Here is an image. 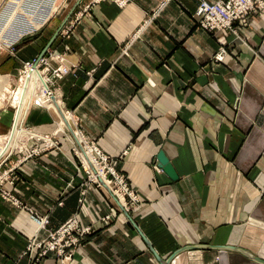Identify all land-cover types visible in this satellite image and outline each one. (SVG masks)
Segmentation results:
<instances>
[{
  "label": "crops",
  "instance_id": "obj_1",
  "mask_svg": "<svg viewBox=\"0 0 264 264\" xmlns=\"http://www.w3.org/2000/svg\"><path fill=\"white\" fill-rule=\"evenodd\" d=\"M89 2L61 0L0 56V72L8 75L45 50L66 58L71 72L58 80L54 96L80 138L78 145L67 133L58 148L26 157L23 147L43 146L59 120L49 106L27 110L29 136L0 166L15 167V181L2 189L20 203L0 195V264H32L37 249H23L45 230H36L31 214L46 216L52 230L73 213L93 229L70 264H161L157 255L172 256L170 264H262L264 16L253 12L235 39L196 26L199 0H131L122 7L101 1L87 8ZM221 45L227 54L217 62ZM11 114H0V134L14 124ZM57 125L54 133L61 134ZM83 139L115 159L137 207L125 211L106 189L85 182L70 149L81 151ZM160 150L176 179L158 166ZM106 214L110 219L102 221ZM186 246L201 247L180 250ZM54 263L46 252L37 264Z\"/></svg>",
  "mask_w": 264,
  "mask_h": 264
},
{
  "label": "built area",
  "instance_id": "obj_2",
  "mask_svg": "<svg viewBox=\"0 0 264 264\" xmlns=\"http://www.w3.org/2000/svg\"><path fill=\"white\" fill-rule=\"evenodd\" d=\"M101 0H90L89 4L98 2ZM114 2L123 5L127 0H113ZM253 12H258L260 15L264 16V0H200L197 9L194 13L197 23L201 28L207 32L214 33L217 30L226 31L228 35L238 37L240 27L246 26L250 20V16ZM235 38V39H236ZM227 54L224 45H221L217 52L213 55V59L217 62L224 60ZM62 54H50V57H45L44 54H40L35 58H31L29 62H22L39 71L41 74L47 75V77L52 80L53 84L56 80H59L63 75H65L70 67H62ZM50 59H55L57 64H50ZM80 131V130H79ZM85 149L87 146L92 148L90 150L91 156H89V165L85 166L83 157L79 155L81 162V170L86 175L87 180L97 187L103 186L108 190L110 195L118 202L119 198L122 199V206L125 210L130 209L129 204L125 201L126 197L130 198V202L134 201V192L129 188L126 182L125 176L116 172V169L112 165L109 157L102 152L92 141L85 140ZM51 145L50 141L48 146ZM94 145V146H93ZM84 146L82 151L84 150ZM33 152H37L38 148L32 149ZM76 152V151H75ZM78 153V152H76ZM8 174L7 170H3L0 173V183L3 178ZM106 180V184L103 182ZM3 195L8 196V194L2 191ZM37 229H43L45 218H37ZM89 229V227L79 228L77 226V219L75 217L68 219L65 223L61 224L60 227L55 232L45 231L42 238L37 239L32 238L26 245L25 251H31L32 247L35 246L39 248V255H44L47 251L55 252L58 254L60 259L56 261V264H69L68 260L71 256V251H66L67 248L76 245L78 242V237L84 235V233ZM44 230V229H43ZM55 254V255H56ZM57 256V255H56Z\"/></svg>",
  "mask_w": 264,
  "mask_h": 264
},
{
  "label": "rangeland",
  "instance_id": "obj_3",
  "mask_svg": "<svg viewBox=\"0 0 264 264\" xmlns=\"http://www.w3.org/2000/svg\"><path fill=\"white\" fill-rule=\"evenodd\" d=\"M20 0H0V17H1V20H0V24L2 25H0V56L2 55V52H4V51H6V52H11L12 50V48H13V46L14 45H16L18 42H20L21 40H23V39H25V38H27V34H29V33H25V34H23L20 38H18V40H16L15 42H13V43H6L5 41H4V39L5 38H3V37H6V36H4V35H8V33H10L9 31H11V29H12V27L10 26L11 25V23H10V21L9 20H11L12 18H10L11 17V14L10 13H7V10H6V8L8 7V5H10V3H12L10 6H12L13 4H15V5H17V3L19 2ZM60 1L61 0H57L56 1V5H60V4H58V3H60ZM101 1H110V2H112V3H114V4H116L117 6H119V7H122V6H125L127 3H129L131 0H127V2L125 3V4H123V5H120L119 3H117V2H114L113 0H101ZM101 1H98V2H101ZM200 1V0H199ZM98 2H94V3H98ZM94 3H91V4H87L86 5V7L87 8H89L92 4H94ZM199 3V2H198ZM37 5L39 6V7H41V6H43V5H50V0H43V2H41V3H38L37 2ZM62 5V4H61ZM58 6H56V9L55 10H57L58 9ZM63 6H66V8L65 9H63V11H65V10H67V9H69L70 8V2H68V3H65V4H63ZM197 6H198V4H197ZM197 6H196V8H195V10H194V13H195V11H196V9H197ZM194 13H193V19H194V22L196 23V26H198L200 29H202V30H204L203 28H201L200 26H199V24L197 23V20H196V17L194 16ZM49 15H47L46 16V18L48 17ZM7 24H8V26H7ZM10 24V25H9ZM9 29V30H8ZM68 31H69V29L67 28H65V29H62L61 27L59 28V30H58V32L59 33H63V35H66L67 33H68ZM206 31V30H205ZM6 32V33H5ZM32 32V31H31ZM139 30H137L136 31V33L135 34H139ZM210 33V32H209ZM13 52V51H12ZM43 54H44V56L45 57H50V54L51 55H53V54H56V53H52L51 51H47V50H45L44 52H42ZM41 53V54H42ZM39 55V54H38ZM37 55V56H38ZM36 56V57H37ZM35 58V57H34ZM30 60V59H29ZM29 60H26V62L27 61H29ZM214 60V59H213ZM50 61L51 62H53V64H57L58 62L55 60V59H50ZM24 64V68H23V66L22 65H20L19 66V68H17V70L15 71V73L14 74H5L4 72H0V114L2 113V112H8V114L9 113H12V114H15V111H16V107H17V102H16V94H17V92L19 91V89L20 88H22V80H20V78L23 76V74H25L24 73V71L26 72V70H27V67H26V65H25V63H23ZM51 64V63H50ZM53 64H51V65H53ZM68 67H69V65H68ZM71 72V67H70V69H69V71L66 73V74H68V73H70ZM91 72V71H90ZM65 74V75H66ZM65 75H63V76H65ZM62 76V77H63ZM61 77V78H62ZM60 78V79H61ZM20 80V81H19ZM57 82H58V80H56L55 81V83L53 84V87H56V88H58V86H57ZM31 91H33V90H27V93H26V96L24 97V101H25V109L22 111V120H21V122H20V126L18 127L20 130H22V131H24V132H22V133H24V135H21L22 136V139L21 140H23L24 139V137H26L27 135H28V133L30 132H28V129H25V128H23V127H25L24 126V124H23V120H24V117H25V115H26V112H27V110L29 109V107L31 106V105H34L33 103H34V98L35 97H37V94H34L33 96L31 95V94H33ZM55 91V90H54ZM35 92H37V93H39L40 91L38 90V91H35ZM55 94V93H54ZM14 95V96H13ZM8 109V110H7ZM50 111V110H49ZM11 114V115H12ZM55 115V114H54ZM14 116V115H13ZM54 117V116H53ZM13 118V117H12ZM22 124H23V126H22ZM55 125H57V121L55 120V118L53 119V124H52V126H53V130L51 131V134L50 135H46V139L47 138H49V140H50V143H51V145H49L48 146V143H47V141H44L43 142V146H38V147H32V148H30L29 149V151H27L28 150V148H25V147H23L22 149L23 150H25V152H26V157L27 156H32V155H35V154H37V153H39V152H41L42 150H44V149H49V148H58L59 147V141L60 140H66L67 138V133H68V135L70 136V138L74 141V139L72 138V133H70L67 129H64V130H60V129H58V125H57V129L58 130H60V132H62L61 134H57V133H54V128H55ZM13 126V125H12ZM21 127V128H20ZM76 127H77V125H76ZM78 128V127H77ZM9 129V128H8ZM11 130V128L9 129V130H7L5 133H3V134H0V139H1V137H5L8 133H9V131ZM78 130H80V129H78ZM64 131V132H63ZM27 132V133H26ZM80 132H81V130H80ZM25 134H26V136H25ZM29 136V135H28ZM50 136V137H49ZM74 137V136H73ZM30 138V137H29ZM31 138H34V137H31ZM93 142V141H92ZM94 143V142H93ZM35 148H38L39 150H37V152H33V150L32 149H35ZM75 148H77L76 146H74V145H72L71 146V151H72V153L75 155V156H77V162H76V170L77 171H80V172H82V170H81V162H80V157H79V155H78V153H76L77 151L75 150ZM22 149H20V150H22ZM11 150V149H10ZM14 150V149H13ZM76 151V152H75ZM9 152V151H8ZM79 153L81 154L82 153V155H84L85 154V151L83 150H81V152H80V150H79ZM108 157H109V159H110V161H111V163H112V165L114 166V168L116 169V172L117 173H119V174H121V175H124L120 170H118L117 168H116V166H115V159L112 157V156H110V155H108V154H106ZM9 155H4V157H2L1 158V160H0V166H1V164L3 163V161L8 157ZM14 168L15 167H13L12 168V166L10 167L9 165H8V167L7 168H5V169H3V170H7L8 171V174L6 175V177L5 178H3L2 180H1V183H0V195L3 197V198H8V199H10L11 200V202H12V204H14V205H16V206H19L20 205V203H19V201L14 197V196H12L8 191H5V190H3L2 189V185L4 184V183H7L8 185H12L13 184V182L15 181V179H16V176L13 174V171H14ZM3 170H1L0 171V173L3 171ZM83 173V172H82ZM85 182L86 183H90V184H92L91 183V181L89 182L88 180H87V177H86V175H85ZM125 179H126V182L128 183V186H129V188L130 189H132L133 190V192H134V189H133V187L130 185V183H129V181H128V179L125 177ZM94 185V184H93ZM95 186V188L96 189H100V190H104V189H106V188H104L103 186H100V187H97L96 185H94ZM1 190L2 191H4V192H6L7 194H8V196H6V195H3L2 194V192H1ZM108 191V190H107ZM109 193V192H108ZM135 193V192H134ZM110 194V193H109ZM135 196H134V201L135 202H133V203H131L130 201V198L129 197H126L125 198V201H127L128 203H130L129 204V207H131V208H135V207H137L136 205L140 202L139 201V198H138V196H137V194L135 193L134 194ZM82 201H83V198H80L79 199V203H82ZM59 203V202H58ZM124 209V208H123ZM125 210V209H124ZM125 211H129V209L128 210H125ZM31 216H32V219L35 221V223H36V230H38L37 229V222H38V216H33L32 214H31ZM73 217H75L76 218V213H73L68 219H70V218H73ZM40 218H45V220H46V222L44 223V230L45 231H49V232H55L59 227H60V225L61 224H63V223H65L67 220H65V221H63L62 223H60L56 228H54V229H52V230H50V229H47L46 228V224H47V217L46 216H40ZM77 219V218H76ZM110 219V215L109 214H106L105 216H103L102 218H101V220L102 221H107V220H109ZM77 226L79 227V228H84V227H89V229L84 233V235H82L81 237H78V242L76 243V245H73L72 247H70V248H67L66 249V251L68 252V251H71V256H70V258H69V260H68V262H69V264H70V262H71V260H72V257H73V255L75 254V250H76V248L78 247V246H80V244L82 243V241H83V239H84V237L87 235V234H89L91 231H92V229H93V227L91 226V225H88V226H80L79 225V223H78V220H77ZM42 229V230H43ZM40 230V229H39ZM32 238H34V237H32ZM32 238H30L28 241H27V243H26V245L29 243V241L32 239ZM26 245H25V247H24V249H23V254H29V252H31L32 251V249L33 248H35V249H37V255H36V257L33 259V262H31L32 264L33 263H35L36 262V264L39 262V259L41 258V257H43L44 255H39V248H37V247H35V246H33L32 247V249H31V251H25L24 252V250H25V248H26ZM47 252H51V251H47ZM51 253H53V255H54V257H55V263L54 264H56V261H57V259L59 260L60 259V257L61 256H59L58 254H56L55 252H51ZM57 256H56V255Z\"/></svg>",
  "mask_w": 264,
  "mask_h": 264
},
{
  "label": "bare ground",
  "instance_id": "obj_4",
  "mask_svg": "<svg viewBox=\"0 0 264 264\" xmlns=\"http://www.w3.org/2000/svg\"><path fill=\"white\" fill-rule=\"evenodd\" d=\"M56 1L57 0H55V3L53 4V6L43 5L41 7L37 5V2L41 3L43 2V0H20L17 3V5L13 4L12 6H10L12 4L10 3V5H8L6 10H7V13L11 14L10 18L12 19L9 20L11 25L10 24L9 25L12 27V29L11 31H9L10 33H8V35H4L6 36V37H3L5 38L4 41L6 43H13L16 40H18V38H20L23 34L29 33L33 31L34 29H36L37 27H39V25H41L42 22L46 19V16L51 15L52 12L56 9V6H58L56 5ZM0 20H1V17H0ZM65 59L66 58H63L62 60V67L67 66ZM26 67H27V70L26 72L24 71L25 74H23V76L20 78V80H22L21 81L22 88H20L16 94L17 107H16V111L14 114V124L11 127V130L9 131V133L4 138L1 137L0 139V157L6 154L8 151H10V149H12V147H14L17 144V141L22 139L21 135H24L25 133L24 131L20 130L18 127L20 126V122L22 120V111L25 109L24 108L25 107L24 97L26 96L27 90H33L31 91L33 93L31 94L32 96L34 94H37V97L34 98V103H33L34 105L44 106V107L49 106V109L53 111V113L54 112L56 113L57 117L59 118L58 120L59 123L63 125L64 127H67L71 131L76 142L79 145L80 143L78 140H80V138L76 136V131L73 127V121L71 119V116L65 113L64 111H62L58 98L54 96V93L57 88L50 87L53 81L50 80L47 77V75L41 74L39 71H37L35 67L32 68V67H29L28 65H26ZM38 90L40 91L39 93L35 92ZM44 140L47 141V143L50 141L49 138L44 139ZM84 144H86V142L83 139L82 145L84 146ZM91 149L92 148H90V146H87L86 149L84 146L85 154L82 155V153L80 154L79 150L75 148V150L83 157L85 166L89 165L88 159H89V156H91L90 154ZM103 182L106 184L105 179ZM118 198H119V201L122 202L121 197H118ZM120 202H118V204L123 209L122 203Z\"/></svg>",
  "mask_w": 264,
  "mask_h": 264
},
{
  "label": "water",
  "instance_id": "obj_5",
  "mask_svg": "<svg viewBox=\"0 0 264 264\" xmlns=\"http://www.w3.org/2000/svg\"><path fill=\"white\" fill-rule=\"evenodd\" d=\"M44 52V51H43ZM42 53V52H41ZM40 53V54H41ZM39 54V55H40ZM157 161H158V166L172 179H176L177 178V175L172 167V165L170 164L168 158L166 157V155L164 154L163 150H160L158 153H157ZM194 247H201V246H186V247H183L181 248L180 250L182 249H190V248H194ZM215 247V246H214ZM178 250V251H180ZM157 255V254H156ZM174 255V254H173ZM158 261L161 263V264H170L171 263V260H172V256L167 258V259H163V258H160L158 255L156 256ZM260 263L264 264V261L261 260V259H258Z\"/></svg>",
  "mask_w": 264,
  "mask_h": 264
}]
</instances>
